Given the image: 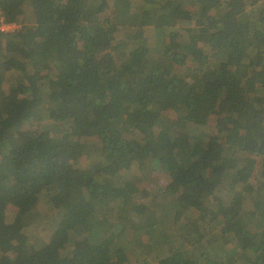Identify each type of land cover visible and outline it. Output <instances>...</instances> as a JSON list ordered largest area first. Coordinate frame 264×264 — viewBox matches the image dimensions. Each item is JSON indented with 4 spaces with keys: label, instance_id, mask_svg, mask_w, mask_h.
<instances>
[{
    "label": "trees",
    "instance_id": "obj_1",
    "mask_svg": "<svg viewBox=\"0 0 264 264\" xmlns=\"http://www.w3.org/2000/svg\"><path fill=\"white\" fill-rule=\"evenodd\" d=\"M0 13L16 25L0 32V264H264V0H0ZM208 121L215 133H194ZM132 161L170 176L149 213ZM32 217L49 240L28 242Z\"/></svg>",
    "mask_w": 264,
    "mask_h": 264
},
{
    "label": "rangeland",
    "instance_id": "obj_2",
    "mask_svg": "<svg viewBox=\"0 0 264 264\" xmlns=\"http://www.w3.org/2000/svg\"><path fill=\"white\" fill-rule=\"evenodd\" d=\"M133 1L138 2V3L141 2V0H133ZM197 8L198 7L196 6V4L194 2H191L189 5H187L186 9L189 13H197L198 11ZM112 9H113V5L110 4L108 9L104 12V15L108 16L111 13ZM185 19L187 21L184 25L185 27L195 26L196 20L193 18L192 15H189V14L186 15ZM125 32L126 31L122 27H120V29L116 33L117 40L125 38L127 36ZM143 34L144 36L146 35L145 41L147 42V44H149V46L152 47L148 55H151V58H154L153 56H155V54L157 53V50L155 48V37H153L154 36L153 28L146 26L143 29ZM13 79H14V75H12L11 73H7L5 80L3 82L4 88H7L9 86L10 81H12ZM32 124L33 125H31V121L26 122L23 125L21 132L26 131L27 129H30L31 127L38 126L39 121L33 120ZM40 126L48 127L50 129L56 128L53 125V121L50 119L41 121ZM200 132H205L206 134L215 133V129L213 127L212 121H208L206 123L202 122L200 124V127L196 128V131L194 133H200ZM80 160H84V158ZM83 162L84 161H81L82 164H84ZM145 169L146 168L142 169L141 164L138 163L137 161H132L125 167L123 173L136 181L135 183L137 187L140 189V193L137 198L138 204L139 203H140L139 205L142 204V207L144 208L143 210L146 213H149L148 210L153 209L152 202H156L160 204V203H164L169 198L168 196L164 195V193L166 189H169L170 176L168 175V173L162 170H158V169L150 170L149 169V171H145ZM218 194L221 196V198L224 200L225 203L231 202L235 206L234 207L235 209L237 210L242 209L245 199L242 197V195H237L238 193L236 190H228V188L225 187L224 189L218 191ZM157 212H158V209H156V213ZM13 214H14V209L11 206L6 207V210H5V216L7 217L6 219L12 218ZM154 214L150 216H154ZM185 216L186 217H183V220L188 221V219L190 220V219L196 218L198 216V213L196 211L195 212L190 211ZM132 217L136 221L139 219V217L136 214H132ZM46 228L47 227L41 225V223L36 224L34 222L33 217L29 218V224L25 231L26 232L25 236L27 237L28 235V240H29L28 242L29 243L33 242L34 245H37L38 241L41 242V241L49 240L52 236L51 235L52 233L48 228L47 229ZM126 236L130 237L129 232L127 233ZM71 245H72V241L67 243V245L65 246V250H68V248H71ZM134 261L137 263L135 257H134ZM134 261H132L131 264H136ZM151 264H157V263L152 261Z\"/></svg>",
    "mask_w": 264,
    "mask_h": 264
},
{
    "label": "built area",
    "instance_id": "obj_3",
    "mask_svg": "<svg viewBox=\"0 0 264 264\" xmlns=\"http://www.w3.org/2000/svg\"><path fill=\"white\" fill-rule=\"evenodd\" d=\"M16 25L4 20L3 15L0 13V32H12L15 30Z\"/></svg>",
    "mask_w": 264,
    "mask_h": 264
},
{
    "label": "crops",
    "instance_id": "obj_4",
    "mask_svg": "<svg viewBox=\"0 0 264 264\" xmlns=\"http://www.w3.org/2000/svg\"><path fill=\"white\" fill-rule=\"evenodd\" d=\"M150 27V28H153V32H154V36L153 37H155V45H156V42H159V39H158V36L155 34V28L153 27V26H151V25H143L142 27H141V29L143 30L145 27ZM146 36V35H145Z\"/></svg>",
    "mask_w": 264,
    "mask_h": 264
}]
</instances>
